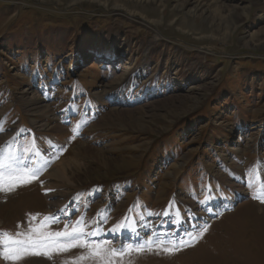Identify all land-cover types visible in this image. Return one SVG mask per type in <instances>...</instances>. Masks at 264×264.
<instances>
[{
    "label": "rangeland",
    "instance_id": "374dc122",
    "mask_svg": "<svg viewBox=\"0 0 264 264\" xmlns=\"http://www.w3.org/2000/svg\"><path fill=\"white\" fill-rule=\"evenodd\" d=\"M0 158L41 169L0 190V233L83 218L124 249L0 264H264V0H0Z\"/></svg>",
    "mask_w": 264,
    "mask_h": 264
},
{
    "label": "snow or ice",
    "instance_id": "6c2138e0",
    "mask_svg": "<svg viewBox=\"0 0 264 264\" xmlns=\"http://www.w3.org/2000/svg\"><path fill=\"white\" fill-rule=\"evenodd\" d=\"M58 158V157H57ZM40 168H32L27 166H21L20 161H15L14 164H9L0 158V190L4 189V185H8V190H13L15 187L21 186L22 184L31 183L32 180L37 179L40 174ZM258 198V197H254ZM201 201V203H205ZM261 203H264V199H261ZM211 211V208L206 209ZM63 211V209H61ZM163 215H168L164 212ZM218 215V213H217ZM31 221H36L37 216H31ZM59 217L54 215L43 216L42 220L37 224L33 225L29 223L28 229L25 232L17 231L15 234L0 233V255H3L5 259L17 260L20 258V253H27L35 249H54L59 252L69 251L72 248H88L92 256L101 257L104 254H110L116 256L124 251L121 249H105L102 244L105 242H95L88 239L89 236L98 235L97 231L86 232L83 225V218L77 220L75 225L69 228H65L61 231L50 232L45 231L50 222H58ZM18 227H20L18 225ZM195 227V226H193ZM115 231V229H113ZM207 231V227L203 228V231L199 232L198 235H189V240H179L178 242L172 243L170 247H162L160 242L153 241L151 238L146 242L148 246L155 244L157 248H160L166 253H173L179 251L182 247L190 246V241H195L199 238L203 232ZM142 248H138L137 251H141ZM86 257L80 256L78 259L83 260ZM108 264H111L109 261Z\"/></svg>",
    "mask_w": 264,
    "mask_h": 264
},
{
    "label": "bare ground",
    "instance_id": "6f19581e",
    "mask_svg": "<svg viewBox=\"0 0 264 264\" xmlns=\"http://www.w3.org/2000/svg\"><path fill=\"white\" fill-rule=\"evenodd\" d=\"M233 13V12H232ZM233 16V15H232ZM231 20V19H230ZM233 21V20H232ZM231 23V22H230ZM28 102V104L30 105V106H33V109H35V111L37 112V108H40V106H41V103L39 102V101H35V100H28L27 101ZM43 113H45L46 112V114H48V109H45L44 111H42ZM129 117H133V115L132 114H129ZM55 129H57V130H60L61 128L59 127V126H55L54 127ZM41 161V160H40ZM39 163V162H38ZM37 163V164H38ZM49 163V162H48ZM37 166V165H36ZM41 167H42V165H41ZM261 169V168H260ZM264 170V169H263ZM45 176L47 177V178H51V179H53L55 182H58L57 180H60V179H62V177H63V185L66 183V184H68L67 182H69V179H68V177H67V175L65 174V172L63 173V167H61V163H59V162H57V163H55L52 167H51V169H49V168H47V172L45 173ZM47 182V181H46ZM45 182V183H46ZM49 183V182H48ZM57 184V183H56ZM57 186V185H56ZM42 189H44V190H49L50 192H52V190H54V187H53V185H51V183L50 184H46V186L45 185H43V187H42ZM48 191V192H49ZM63 195V194H62ZM62 197V196H61ZM137 226V225H136ZM141 224L140 225H138L137 227H140L141 228Z\"/></svg>",
    "mask_w": 264,
    "mask_h": 264
}]
</instances>
